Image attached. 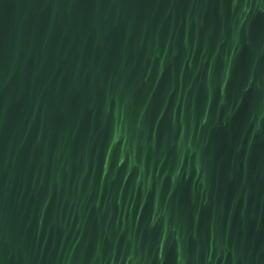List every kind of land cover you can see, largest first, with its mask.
I'll return each mask as SVG.
<instances>
[{
    "label": "water",
    "instance_id": "water-1",
    "mask_svg": "<svg viewBox=\"0 0 264 264\" xmlns=\"http://www.w3.org/2000/svg\"><path fill=\"white\" fill-rule=\"evenodd\" d=\"M0 264H264V0H0Z\"/></svg>",
    "mask_w": 264,
    "mask_h": 264
}]
</instances>
